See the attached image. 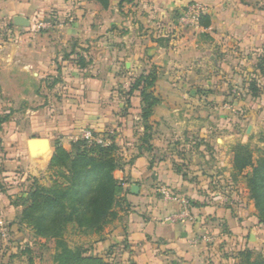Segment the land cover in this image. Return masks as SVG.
<instances>
[{"label":"crops","instance_id":"0c3cea01","mask_svg":"<svg viewBox=\"0 0 264 264\" xmlns=\"http://www.w3.org/2000/svg\"><path fill=\"white\" fill-rule=\"evenodd\" d=\"M193 2L203 6L199 24L184 27L180 19ZM17 15L30 24L17 25ZM48 20L51 27L39 28ZM0 21L9 23L0 37V114L9 116L2 145L24 152L19 164L7 160L0 169V239L26 229L19 198L29 181L17 180V165L39 181L56 142L71 150L72 136L89 128L119 147L114 174L129 205L117 207L104 230L117 249L126 238L127 262L240 264L229 250L251 247L254 206L244 187L230 190L233 155L222 158L258 116L249 87L254 82L264 92V0H109L108 7L96 0H0ZM151 70L158 78L150 90L160 101L145 120L141 88L133 84ZM263 92L257 97L264 103ZM31 137L49 138V158L30 155ZM161 186L193 202V220H163L179 205L163 199ZM222 220L235 233L232 248L219 245L214 227ZM204 232L215 240L199 241Z\"/></svg>","mask_w":264,"mask_h":264},{"label":"trees","instance_id":"16d2710c","mask_svg":"<svg viewBox=\"0 0 264 264\" xmlns=\"http://www.w3.org/2000/svg\"><path fill=\"white\" fill-rule=\"evenodd\" d=\"M96 1L103 7L109 6V0ZM200 21L206 25L208 17L201 15ZM261 63L264 75L263 58ZM157 78V72L151 70L139 75L133 84V89L141 88L145 120L160 101L150 90ZM251 88L258 90L254 82ZM8 119L7 114H0V127ZM233 152L231 174L246 180L248 197L254 200L260 222L264 223V153L256 159L253 148L242 142L233 146ZM121 164L119 147L114 142L78 140L73 142L71 150L56 142L49 164V170L53 172L52 184L35 179L31 188L19 198L23 206L19 223L30 227L36 237L55 242L52 264H112L99 256H86L82 247L70 245L66 232L72 226L86 233H101L118 217L117 207L123 201L129 205L122 196L124 182L114 174ZM236 256L240 264H264V255L255 254L250 247L238 250Z\"/></svg>","mask_w":264,"mask_h":264},{"label":"rangeland","instance_id":"374dc122","mask_svg":"<svg viewBox=\"0 0 264 264\" xmlns=\"http://www.w3.org/2000/svg\"><path fill=\"white\" fill-rule=\"evenodd\" d=\"M8 24L9 23H3L0 21V34H1L0 37L5 38L4 34L7 31H9ZM257 87H258L257 91H253L251 86L249 87V91L252 93L253 96H255L254 102H256V105L252 106L251 108L250 105H248V107L251 110L254 109L253 114L254 115L257 114L258 116H256L255 118H249L243 126L244 130L240 132L238 136H235V139H233L234 141L233 145L240 142L249 144L253 148L254 158L256 159L264 153V103L259 101V98L257 97L258 95H260L259 93L263 91H261L262 85ZM249 108H247L246 110H249ZM241 109L242 107L238 108L239 113H241L242 111ZM247 126H250V128H248V131L246 132ZM4 137L5 135L3 133H0V169L6 165L7 160H9V162H12L11 164H14V162L15 164H19L16 162L21 161L22 157H24L23 154L24 152H22L19 149L20 147L17 145H13L14 147H16V149L15 148L12 150L6 149V145H2L4 142ZM221 138H225V136H222ZM231 153L234 157L233 151L228 152V154L227 153L225 154L224 152L223 153L224 158L222 159L224 161L227 160L229 157L228 155L229 154L231 155ZM50 154H51L50 152L46 153L44 155L45 156L44 158H49ZM17 166H19L18 167L19 169L17 170L18 171L17 180H20V183H22V181H29L28 183L29 185L27 184V188L25 189V191H27L31 188L32 183L34 182L35 179L33 178V176L30 175V173L26 171L25 167H22L23 169H21L22 165H17ZM23 176H24V180H23ZM52 178H53V172L48 169L47 172L40 174L39 181H41V183L43 184L50 185L52 184ZM231 180L233 181V185H231L233 187L230 190L236 188V186H240L241 188L244 187V189L249 194V189L246 186V180L243 177L241 176L233 177L231 174ZM251 201L254 206L253 209L254 212L253 215L250 214L249 220H252L251 222H253V225L247 227V233L254 234L253 235L254 237L252 239L248 238L247 244L251 246L250 248L254 250L255 254L264 255V223L260 222L258 209L256 208L254 200L252 199ZM230 202L234 204V201L230 200ZM230 202L228 204H230L232 207L233 205ZM123 204L126 205V202L123 201L119 206ZM240 217L241 216H239L238 218L242 219ZM242 217L244 218V216ZM109 229H111V226H109ZM214 230L218 232L219 236H221L220 240L222 242L219 241V245L223 244L222 246L225 247V243L223 241L225 242L227 241L226 243L229 244V246H231L228 248H232L235 242V238H234L235 233L230 229V226L227 225L226 222L222 220L215 225ZM105 234H106L105 230H103L101 233H96V232L86 233L76 229L75 227L70 226L66 232V239L68 240L69 244L72 245L73 247L80 246L84 250H86L84 252L86 256H99L107 261H110L112 264H121V263L134 264L133 261L127 262V256H128L127 249H129L127 247L129 246L125 243L126 238L125 240L120 241V245L123 247L122 250V249H117V247L115 248V246H117L118 244L116 245L112 243L113 239L112 240L109 239V237L113 238L112 234L109 237L108 235L105 236ZM0 241H1L0 258L2 260V264H52L53 263L55 242L53 240H47L45 238L36 237L34 235L33 230L30 227L26 226V229L21 230L20 232H16V231L14 233L7 232L4 238L0 239ZM124 247L126 248V250ZM236 250L235 249L234 251H232V249L229 250V254L230 255L236 254L237 253ZM124 261H126V263Z\"/></svg>","mask_w":264,"mask_h":264},{"label":"built area","instance_id":"2783aa9c","mask_svg":"<svg viewBox=\"0 0 264 264\" xmlns=\"http://www.w3.org/2000/svg\"><path fill=\"white\" fill-rule=\"evenodd\" d=\"M202 11L203 6L201 3L193 2L189 4L180 19L182 26H198V20ZM51 26L52 22L50 20L39 23V28H49ZM72 140H86L88 143L97 142L105 144L103 138L96 135L95 132L89 128L83 129L78 134L73 135ZM159 192L165 201L177 202L179 205V208L171 210L164 215V221L170 223H182L194 219L195 216L190 199L165 186H161ZM197 239L201 242L212 243L215 240V236L210 232H204L198 236Z\"/></svg>","mask_w":264,"mask_h":264},{"label":"water","instance_id":"95a60500","mask_svg":"<svg viewBox=\"0 0 264 264\" xmlns=\"http://www.w3.org/2000/svg\"><path fill=\"white\" fill-rule=\"evenodd\" d=\"M14 21L19 26H28L30 24L29 19L22 15L15 16ZM27 146L33 158H39L51 151V143L48 137H31L27 140ZM138 190L139 185L134 184L132 191L137 193ZM253 235L252 237H254Z\"/></svg>","mask_w":264,"mask_h":264}]
</instances>
